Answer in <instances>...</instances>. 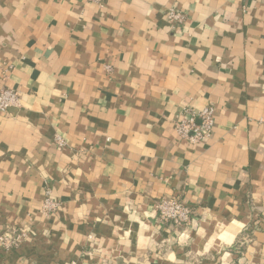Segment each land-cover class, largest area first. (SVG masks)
<instances>
[{"label":"crops","instance_id":"crops-1","mask_svg":"<svg viewBox=\"0 0 264 264\" xmlns=\"http://www.w3.org/2000/svg\"><path fill=\"white\" fill-rule=\"evenodd\" d=\"M2 88L0 264H264V0H0Z\"/></svg>","mask_w":264,"mask_h":264},{"label":"built area","instance_id":"built-area-1","mask_svg":"<svg viewBox=\"0 0 264 264\" xmlns=\"http://www.w3.org/2000/svg\"><path fill=\"white\" fill-rule=\"evenodd\" d=\"M89 1L102 5L107 0ZM166 16L170 23L176 25H182L186 21V13L175 8H170ZM19 102L20 94L17 90L12 88H2L0 90V111L19 105ZM197 119H199V122H197ZM213 125L214 109L212 107H207L198 112L188 108L185 110V114L178 118L176 129L182 137L188 138L192 142H197L211 133ZM57 207V201L51 199L50 196L46 198L43 206L45 211H55ZM156 208L159 218L165 222L172 223L177 231H185L183 229L193 219V208L179 197H162L156 203ZM28 234L25 230L16 229L0 232V247L6 251L16 249L22 245Z\"/></svg>","mask_w":264,"mask_h":264}]
</instances>
